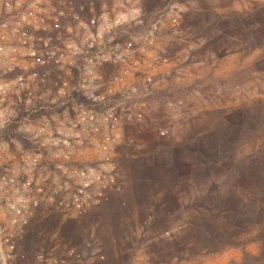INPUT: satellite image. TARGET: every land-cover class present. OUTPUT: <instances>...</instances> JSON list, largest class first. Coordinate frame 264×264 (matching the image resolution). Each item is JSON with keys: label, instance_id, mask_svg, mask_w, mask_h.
Listing matches in <instances>:
<instances>
[{"label": "rangeland", "instance_id": "rangeland-1", "mask_svg": "<svg viewBox=\"0 0 264 264\" xmlns=\"http://www.w3.org/2000/svg\"><path fill=\"white\" fill-rule=\"evenodd\" d=\"M143 7L176 22L160 21L158 103L111 152L122 189L31 227L28 263L58 245L59 264H264V0Z\"/></svg>", "mask_w": 264, "mask_h": 264}, {"label": "built area", "instance_id": "built-area-1", "mask_svg": "<svg viewBox=\"0 0 264 264\" xmlns=\"http://www.w3.org/2000/svg\"><path fill=\"white\" fill-rule=\"evenodd\" d=\"M173 12L0 0V264H30L22 246L42 220L82 218L121 191L111 152L158 103L160 21ZM58 250L39 248L33 264H59Z\"/></svg>", "mask_w": 264, "mask_h": 264}]
</instances>
